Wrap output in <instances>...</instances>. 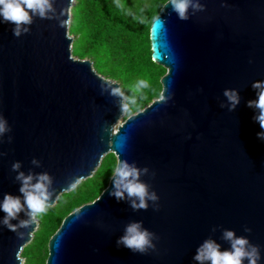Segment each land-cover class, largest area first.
<instances>
[{
  "label": "water",
  "instance_id": "water-1",
  "mask_svg": "<svg viewBox=\"0 0 264 264\" xmlns=\"http://www.w3.org/2000/svg\"><path fill=\"white\" fill-rule=\"evenodd\" d=\"M72 3L53 0L56 18L34 17L20 37L14 25L0 23V116L11 128L0 138V200L21 195L15 161L25 174L53 177V206L110 153L113 169L119 159L149 169L140 179L159 197L158 210L149 201L146 211H133L127 200L109 196L111 173L96 198L60 220L42 264H196L195 250L209 237L229 248L223 229L259 245L264 264V141L257 113L247 107L256 99L252 83L264 81V0H200L204 11L190 10L188 20L169 0L161 3L145 30L146 59L165 71L156 80L158 98L125 118L123 97L110 94L118 85L71 54ZM225 89L239 93L234 111ZM134 221L159 238L155 251L117 246ZM35 226L19 229L18 237L0 225V264H22Z\"/></svg>",
  "mask_w": 264,
  "mask_h": 264
},
{
  "label": "clouds",
  "instance_id": "clouds-1",
  "mask_svg": "<svg viewBox=\"0 0 264 264\" xmlns=\"http://www.w3.org/2000/svg\"><path fill=\"white\" fill-rule=\"evenodd\" d=\"M173 12L180 20H188L189 12L192 14L204 11V5L200 0H169ZM222 6H224L222 4ZM50 13L52 15H50ZM56 9L53 6V0H0V23H10L14 25L12 33L15 37L30 31L29 25L33 23L34 17L40 19H53ZM251 62V61H250ZM149 84L145 80H140L132 88L134 91H143ZM252 88L256 90V99L247 101V107L252 108L257 113L253 119L258 122L261 131L257 133V138L264 141V81H255ZM113 96L122 95L119 88H112L110 93ZM223 96L227 101L229 111H234L240 103L239 93L235 89H225ZM164 103L171 99V93L168 96H161ZM225 105L221 104V107ZM121 111L128 113V105H121ZM11 131L7 121L0 116V138ZM9 143L11 136H9ZM4 153L0 152V156ZM35 167H40V161L33 158L30 162ZM22 164L15 161L11 164V171L16 175L14 180L19 183L20 196L4 194L0 200V211L4 213L0 219V225L7 227L10 231L17 234L18 237L24 235L20 232L21 228H28L34 224L38 217L45 215L51 204L55 192L53 177L47 172L33 173L31 170L25 174L21 171ZM149 174L147 167L138 168L135 162L129 163L126 159H119L117 166L113 169L111 180L112 189L108 195L114 197L118 202L127 200L133 211L147 210L149 201L152 202L154 210H158L157 201L159 197L155 191H150V185L141 181L140 177ZM154 177L155 173H151ZM75 187V184L72 185ZM23 213L27 219H19ZM18 220L13 224L11 221ZM217 229L213 227L212 232ZM245 232H251L248 227ZM221 240L228 243L229 248L221 250V245L211 237L203 240L195 250L193 260L196 264H258L261 259L260 246L252 244L246 237L237 236L233 230L223 229ZM159 238L155 233L150 232L143 227L141 221L128 223L124 228V233L116 243L117 246H123L133 253L147 254L149 250L155 251L154 240Z\"/></svg>",
  "mask_w": 264,
  "mask_h": 264
},
{
  "label": "trees",
  "instance_id": "trees-1",
  "mask_svg": "<svg viewBox=\"0 0 264 264\" xmlns=\"http://www.w3.org/2000/svg\"><path fill=\"white\" fill-rule=\"evenodd\" d=\"M166 0H73L69 10L67 33L71 37V54L86 59L92 69L115 82L130 111L124 118L138 112L158 98L156 80L164 69L146 59L148 49L145 30L157 8ZM140 80L148 82L143 91L132 88ZM114 156L102 157L94 173L80 181L67 193L59 195L48 212L38 217L31 240L22 248V264H42L44 245L60 220L68 213L91 202L103 190L113 171Z\"/></svg>",
  "mask_w": 264,
  "mask_h": 264
},
{
  "label": "rangeland",
  "instance_id": "rangeland-1",
  "mask_svg": "<svg viewBox=\"0 0 264 264\" xmlns=\"http://www.w3.org/2000/svg\"><path fill=\"white\" fill-rule=\"evenodd\" d=\"M72 4H73V3H72ZM71 6H72V5H71ZM73 56H75V55H73ZM122 93L124 94V91H123ZM121 96H122V95H121ZM123 105H124V104H123ZM145 106H146V105H145ZM145 106H144V107H145ZM122 119H123V118H122ZM35 223H36V222H35ZM35 229H36V226H35ZM35 229H34V231H35Z\"/></svg>",
  "mask_w": 264,
  "mask_h": 264
}]
</instances>
